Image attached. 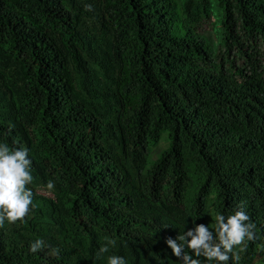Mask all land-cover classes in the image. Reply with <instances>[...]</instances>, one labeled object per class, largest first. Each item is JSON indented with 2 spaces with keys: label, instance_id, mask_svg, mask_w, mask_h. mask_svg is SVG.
Here are the masks:
<instances>
[{
  "label": "trees",
  "instance_id": "obj_1",
  "mask_svg": "<svg viewBox=\"0 0 264 264\" xmlns=\"http://www.w3.org/2000/svg\"><path fill=\"white\" fill-rule=\"evenodd\" d=\"M180 1L0 0V141L35 205L0 264H180L166 238L240 207L227 264H264V0Z\"/></svg>",
  "mask_w": 264,
  "mask_h": 264
},
{
  "label": "clouds",
  "instance_id": "obj_2",
  "mask_svg": "<svg viewBox=\"0 0 264 264\" xmlns=\"http://www.w3.org/2000/svg\"><path fill=\"white\" fill-rule=\"evenodd\" d=\"M12 127L9 126V131ZM12 144L13 147H10L8 143L0 141V226L23 222L30 206H35L33 191L27 187L33 181V160L29 149L15 140ZM54 187L52 181L46 184L50 191ZM192 225L182 235L168 237L164 241L171 256L179 260L180 264H227L229 253L233 252L234 247L255 238L256 225L250 221L242 207L229 215L216 211L212 227L204 223L197 224L196 221H192ZM113 245L114 240H107L97 256L107 253L109 246ZM43 246L44 241L38 238L30 244L29 251L37 253ZM232 259H237L234 254ZM106 264H127V261L122 256L108 255Z\"/></svg>",
  "mask_w": 264,
  "mask_h": 264
},
{
  "label": "rangeland",
  "instance_id": "obj_3",
  "mask_svg": "<svg viewBox=\"0 0 264 264\" xmlns=\"http://www.w3.org/2000/svg\"><path fill=\"white\" fill-rule=\"evenodd\" d=\"M179 2L181 3L180 0H179ZM215 24H216L215 20H213V23H211V25L204 26V31H202L201 33L208 35V37L211 38L212 43L215 44V47L217 48V41H218L217 37L219 35L220 29L215 27ZM233 59L234 58L232 57L231 61ZM163 146H165V142L164 141L160 144L159 148H162ZM155 149L157 150L158 147L155 148ZM39 193L41 195H44V196L48 197V198H54L53 194L48 189L41 188L39 190Z\"/></svg>",
  "mask_w": 264,
  "mask_h": 264
}]
</instances>
